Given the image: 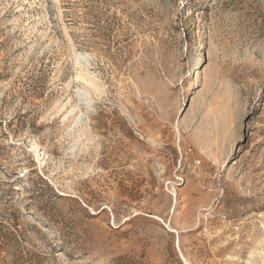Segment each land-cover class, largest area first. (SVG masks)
I'll list each match as a JSON object with an SVG mask.
<instances>
[{
	"label": "rangeland",
	"instance_id": "rangeland-1",
	"mask_svg": "<svg viewBox=\"0 0 264 264\" xmlns=\"http://www.w3.org/2000/svg\"><path fill=\"white\" fill-rule=\"evenodd\" d=\"M0 264H264V0H0Z\"/></svg>",
	"mask_w": 264,
	"mask_h": 264
}]
</instances>
